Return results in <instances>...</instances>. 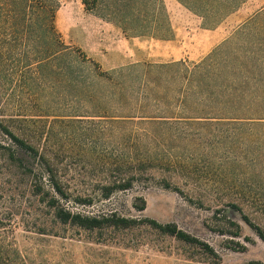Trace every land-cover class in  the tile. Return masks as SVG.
Returning a JSON list of instances; mask_svg holds the SVG:
<instances>
[{
  "label": "trees",
  "instance_id": "obj_1",
  "mask_svg": "<svg viewBox=\"0 0 264 264\" xmlns=\"http://www.w3.org/2000/svg\"><path fill=\"white\" fill-rule=\"evenodd\" d=\"M80 1L127 35H172L164 0ZM178 1L200 15L207 26H216L245 0ZM58 3L0 0V85L11 82L14 74L29 72L28 88L58 86L64 98V112L42 115L67 116L70 122L96 121L101 132L118 139L117 174L101 182V197L130 188L148 168L169 171L161 184L181 189L179 181L185 180L184 170L191 162L173 143L201 139L207 127L234 141L240 137L248 150V171L264 173V5L197 61L138 60L106 69L80 46L62 41L54 25ZM39 120L27 114H4L0 97V264H45L35 260L22 238L29 237V232L50 233V223L86 229L146 224L204 254L216 255L208 242L174 222L69 208L72 196L66 178L45 143L47 136L32 126ZM223 174L220 181L226 179ZM248 184L241 190L242 197L229 200L231 205L240 206L245 199L249 203L256 199V189L264 190V183ZM73 199L90 202L92 197ZM137 207L143 209L144 201ZM40 208L47 210L49 221L39 218ZM242 213L244 222L264 240V231ZM231 225L235 231L240 228L238 222Z\"/></svg>",
  "mask_w": 264,
  "mask_h": 264
},
{
  "label": "rangeland",
  "instance_id": "obj_2",
  "mask_svg": "<svg viewBox=\"0 0 264 264\" xmlns=\"http://www.w3.org/2000/svg\"><path fill=\"white\" fill-rule=\"evenodd\" d=\"M164 3L172 27L169 38L127 35L114 22L86 9L80 0H59L54 25L65 44L80 46L106 69L138 60L185 59L190 63L206 55L234 27L262 7L264 0H245L216 26L204 24L200 15L178 0H164ZM11 77V82L0 85L2 112L40 118L32 126L47 136L45 143L66 178L72 196L67 201L69 208L88 214L115 212L137 219L149 217L174 222L208 242L216 252L212 256L204 254L198 247L146 224L86 229L50 223V233L29 232V237L22 238V244L34 252L36 261L45 264H249L251 260L264 261V240L242 219L244 212L264 231V190L260 189L261 193L256 189V199L249 203L246 199L239 202L242 211L240 206L229 203L242 197L241 190L247 189L249 181L258 187L264 183L263 172L248 171V150L240 137L234 141L225 133L218 136L212 127H207L208 133L201 139L173 143L175 150L190 157L191 162L184 170L185 180L179 181V190L161 184L169 171L148 168L130 188L115 190L104 198L99 194L101 182L117 174L118 139L101 132V124L96 121L70 122L67 116L42 115L45 111L56 113L66 109L58 86L28 88L29 72ZM222 173L226 174L225 181H220L224 177ZM75 196H91L92 200L82 202L74 200ZM143 201L144 208L138 209ZM39 214L40 219L49 221L45 208H40ZM233 221L239 223L238 231L231 225ZM222 230L228 231L221 233Z\"/></svg>",
  "mask_w": 264,
  "mask_h": 264
}]
</instances>
